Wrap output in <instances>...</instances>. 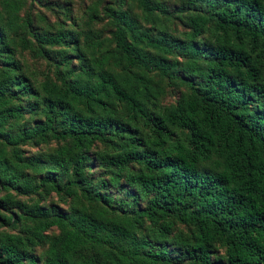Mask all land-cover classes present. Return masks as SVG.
<instances>
[{
	"label": "trees",
	"instance_id": "trees-1",
	"mask_svg": "<svg viewBox=\"0 0 264 264\" xmlns=\"http://www.w3.org/2000/svg\"><path fill=\"white\" fill-rule=\"evenodd\" d=\"M124 1L104 7L110 48L77 52V67L64 55L53 79L36 82L8 35L30 13L19 19L24 1L0 0V227L27 234L0 233V264H264V0H184L174 9L189 12L182 37L154 27L171 16L162 3L133 0L144 27ZM32 36L79 50L77 31ZM151 74L185 95L152 108ZM26 114L36 122L18 127ZM49 142L45 154L21 148ZM42 191L79 206L15 198ZM40 241L42 255L32 251Z\"/></svg>",
	"mask_w": 264,
	"mask_h": 264
},
{
	"label": "rangeland",
	"instance_id": "rangeland-1",
	"mask_svg": "<svg viewBox=\"0 0 264 264\" xmlns=\"http://www.w3.org/2000/svg\"><path fill=\"white\" fill-rule=\"evenodd\" d=\"M23 7L17 12L19 19L27 11L30 13V22L27 28L18 30L15 33L9 32L8 35L14 40L15 54L19 61L22 63L25 72H28L32 80L39 82L49 77L53 79V71L55 64L59 59L67 55L71 59L70 65L77 67L80 58L87 59L92 55H98L99 52L111 47L110 32L112 27L104 11L105 6H114V0H38L39 3L32 0H23ZM165 5L168 11H171V16L162 17L158 16L159 22H155L154 27L156 29H163L166 33L175 37H182V33L187 30V24L185 21L186 15L189 12H175L174 9L184 3V0H155ZM46 4V5H45ZM123 9H126L134 17H136L144 27L149 26V22L144 21L140 12L134 6L133 0H125ZM92 10V12H91ZM19 22V20H17ZM58 28L77 31L78 33V48L74 51L72 48L64 45H39L34 41L32 33L34 32H46L53 34ZM87 34L90 36V40H99L101 42L100 47H89L82 43V36ZM23 36L28 46L25 49L20 48L18 37ZM80 54V58H76V53ZM181 63V60L177 58ZM151 80L153 84L159 87V95L155 100L156 109L161 110L163 108L170 107L180 97L185 95V90L182 86L171 84L163 78L158 77L155 74H151ZM35 82V83H36ZM155 109V108H154ZM36 122V116L24 115L19 121L18 127L24 125H30ZM56 147L55 142H49L47 144H24L22 150L25 154H45ZM103 149V145L97 144L93 146L90 153L100 151ZM92 167L89 169V174L98 175L102 171L100 161H91ZM212 162L207 161L200 165V168L205 170L212 169ZM127 168L126 170H130ZM108 173V172H107ZM110 174V173H108ZM121 181V179L119 180ZM116 196H124V192L119 189H113ZM19 201L30 203L34 199H38L40 204L47 206L50 203L55 204L61 210L74 209L79 206V202L73 198L62 199L53 192L47 193L46 191L40 192L39 195L33 197L15 196ZM15 211V210H14ZM16 213V212H14ZM29 223V221H27ZM19 228H7L0 227V233H11L13 235H27L26 233H19ZM57 231L54 228L49 229L45 233L53 235ZM185 234L187 233L186 227L183 225L175 224L173 226V234ZM46 244L42 241L35 242L33 246V252L42 255V251ZM218 253H222V249H218ZM172 264V263H166Z\"/></svg>",
	"mask_w": 264,
	"mask_h": 264
}]
</instances>
